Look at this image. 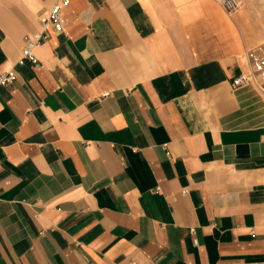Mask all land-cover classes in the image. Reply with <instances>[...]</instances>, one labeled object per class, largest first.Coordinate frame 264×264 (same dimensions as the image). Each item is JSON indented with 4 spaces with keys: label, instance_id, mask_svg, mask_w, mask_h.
I'll return each mask as SVG.
<instances>
[{
    "label": "crops",
    "instance_id": "obj_1",
    "mask_svg": "<svg viewBox=\"0 0 264 264\" xmlns=\"http://www.w3.org/2000/svg\"><path fill=\"white\" fill-rule=\"evenodd\" d=\"M0 0V264H264V96L217 0Z\"/></svg>",
    "mask_w": 264,
    "mask_h": 264
},
{
    "label": "built area",
    "instance_id": "obj_2",
    "mask_svg": "<svg viewBox=\"0 0 264 264\" xmlns=\"http://www.w3.org/2000/svg\"><path fill=\"white\" fill-rule=\"evenodd\" d=\"M219 4L229 14H233L240 5V0H217ZM69 0L56 1L49 12L40 18L41 28L35 33L24 37V45L20 62L24 60L37 64L39 59L36 55V49L39 45L48 40L50 29L54 31H63L65 26L64 7ZM244 66L233 76L232 85L241 87L245 85L254 86L258 92L264 96V48L247 49L243 55ZM14 68L0 70V86L8 85L16 79Z\"/></svg>",
    "mask_w": 264,
    "mask_h": 264
},
{
    "label": "rangeland",
    "instance_id": "obj_3",
    "mask_svg": "<svg viewBox=\"0 0 264 264\" xmlns=\"http://www.w3.org/2000/svg\"><path fill=\"white\" fill-rule=\"evenodd\" d=\"M232 17H236L237 29L247 41L248 49L264 48V0H240Z\"/></svg>",
    "mask_w": 264,
    "mask_h": 264
}]
</instances>
